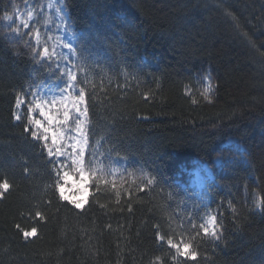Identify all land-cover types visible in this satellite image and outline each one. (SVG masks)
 <instances>
[{"label":"trees","instance_id":"trees-1","mask_svg":"<svg viewBox=\"0 0 264 264\" xmlns=\"http://www.w3.org/2000/svg\"><path fill=\"white\" fill-rule=\"evenodd\" d=\"M25 1L0 0V264H264V0H65L88 107L82 209L25 131L36 89L62 79L4 22ZM198 163L209 206L190 186ZM209 212L217 237L200 228Z\"/></svg>","mask_w":264,"mask_h":264},{"label":"rangeland","instance_id":"rangeland-1","mask_svg":"<svg viewBox=\"0 0 264 264\" xmlns=\"http://www.w3.org/2000/svg\"><path fill=\"white\" fill-rule=\"evenodd\" d=\"M31 13V15H28ZM29 20L30 27L24 28L21 21L24 19ZM4 22L6 26L10 28L13 35H19L22 32L32 31L31 38L33 42L40 48L41 52L43 50V45L46 43L49 51L55 50L58 53V57H46L41 54L42 60H47L49 63H53L55 68L60 71L61 81L56 83H46L39 86L36 89L32 99H33V119H40L45 121V117L41 115V108H37V104H41L44 110L50 111L57 115V119H63L62 111L63 105L60 101L67 103L69 108H72V104L77 102V98L80 94V89L77 86L74 88H69V71H72L76 76V39L77 34L74 31V27L70 21L68 11L66 10L65 0H26L24 7L17 9L15 13L5 16ZM39 30L41 35L40 44L36 43L34 37V31ZM64 57H69V60L64 59ZM53 101L57 103L53 105ZM85 100L80 102L81 110L85 106ZM79 119L82 123L81 133L76 130V120ZM88 116H81L74 109L70 113V119L66 125H53L54 128L59 127L65 132L64 144L66 147V152L64 156L51 157L59 167L60 173V183L63 184L65 192L67 195L73 198L79 199L81 193L76 191L77 185L81 187L90 185V170L86 164V154L88 151ZM86 138L87 145L84 152V167L85 174L82 178L81 174L75 171V167L71 163L70 154L72 150L68 145L75 143L76 140L83 141ZM51 144V140L48 141ZM68 172V177L65 180L63 178V173ZM82 179L86 180V185L82 183ZM215 181L214 173L212 169L205 163H198L195 169L190 172V186L198 193L199 198L205 206H209L212 200L211 186ZM5 191L6 189L0 188ZM90 195H87V200ZM87 203V202H86ZM85 203V205H86ZM212 215L211 212L207 213L205 218V224L208 218ZM211 228V225H209ZM177 245L183 250V246L171 242L169 244ZM174 248V247H173ZM176 250V248H174Z\"/></svg>","mask_w":264,"mask_h":264},{"label":"snow or ice","instance_id":"snow-or-ice-1","mask_svg":"<svg viewBox=\"0 0 264 264\" xmlns=\"http://www.w3.org/2000/svg\"><path fill=\"white\" fill-rule=\"evenodd\" d=\"M28 15H31V13H28ZM21 24L24 28H29V20L26 18L21 21ZM34 31V37L37 44H40L41 42V35L39 30H33ZM33 34V33H32ZM39 54H42L46 57H58V53L53 50L49 51V48L47 44L45 43L43 45V50ZM64 59L69 60V57H64ZM69 79V88H74L76 86L77 82V76L72 72L69 71L68 75ZM211 91V85L209 84L208 88L206 89V93ZM205 98L207 99L208 96L206 94ZM85 100V92L84 89H80L79 97L77 98V102L72 104V108L70 109L67 103H64V101H60V103L63 105V111L62 116L63 119H57V115L44 110L43 106L41 104H37V108H41V115L45 117V121H42L40 119H30V123L35 125V130L29 129L27 126L25 127V131H31V136L38 140L44 142V148L46 149L47 156L49 157H60L64 156L66 152L65 144L63 143L65 140V132L62 131L59 127L54 128L53 125H66L70 119V113L72 109H74L79 115L84 116L87 115L88 107L85 104L83 107V111L81 110L80 102H83ZM16 103L19 104L20 100L19 97H17ZM53 105H55L57 102L53 101ZM32 109H29V112H31ZM15 119L19 120L20 117L16 116ZM76 130L81 133V136H83L82 131V123L79 119L76 120ZM49 139L51 140V144L48 143ZM87 145L86 138L81 140H76L75 143H72L71 145H68V147L71 148L72 153L70 154L71 163L75 167V171L79 174H81L82 178L85 174V167H84V152L85 147ZM58 171V170H57ZM68 177V172L63 173V178L66 180ZM82 183L86 185V180L82 179ZM148 183H151V181H148ZM10 185L8 184L7 180L0 181V188L8 189ZM56 189L59 192V196L61 199L65 201H70L75 208L82 209L85 206V203L87 202V195L89 193V188L87 186L81 187L80 185H77L76 191L81 193V197L79 199L73 198L72 196H69L65 192V188L62 183L57 182ZM261 203H264V199L258 200ZM39 215V213H37ZM211 225V228L209 227ZM221 227L218 223L217 216H210L208 218V221L206 224L200 225V228L203 230V233L205 236H212L217 237L218 236V228ZM37 233V230L33 228L31 231H25L23 233L24 237H30L35 236ZM156 235L163 239L164 237L160 235L159 232L156 233ZM169 244H171V240H169ZM172 247L176 248L177 253H179L182 256H185L187 259H190L191 261H196L198 259L199 253L195 250H192V245L189 243H185L183 245V250L177 245H172ZM159 259V258H158Z\"/></svg>","mask_w":264,"mask_h":264}]
</instances>
